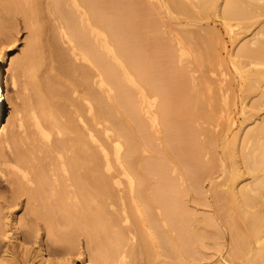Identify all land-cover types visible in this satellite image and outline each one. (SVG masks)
Instances as JSON below:
<instances>
[{"label": "bare ground", "instance_id": "bare-ground-1", "mask_svg": "<svg viewBox=\"0 0 264 264\" xmlns=\"http://www.w3.org/2000/svg\"><path fill=\"white\" fill-rule=\"evenodd\" d=\"M216 1L166 0L180 14L194 13V5L201 11L211 6L217 7V15L225 23L232 18L254 15L252 7L242 3L245 1L222 0L217 4ZM130 3L134 5L130 7ZM146 6L140 0H0V14L4 13L5 19L19 12L33 19L34 34L26 57L36 65L39 59L37 49L43 44L49 64L48 74L38 85L40 91L37 89L38 100L32 107L33 114L27 115L35 133L49 143L44 151L45 154L49 153V163L48 160L45 162L34 158V153H25L29 149L23 153L18 150L19 154L12 158L17 181L15 193L25 194L31 213L38 219L42 217L47 223L45 238L37 226L16 227L23 254L28 256L36 248L40 264H77V257L83 254L72 239L77 233L86 237L90 258L100 257L106 264H127L126 258L129 256L133 258V264H139L142 260L150 263L161 250L164 254L170 253L168 247L171 244L181 247L188 228H195L193 218L182 217L180 191L173 188L172 176H169L166 167L133 156L138 144L131 136V129L121 123L118 110L112 106V99L122 101L123 104H120L137 121L138 128L144 129L143 115H140L136 105L137 92H134L136 81L143 79L150 92L170 91L189 103L184 102L178 107H171V103L165 101L160 104L158 116L165 122L172 120L177 127L187 126L189 118L195 119L202 122L203 127L196 132L199 130L205 136L208 126L214 121L217 101L213 102L215 97L212 94L216 92L212 93L211 84L207 85L208 99L205 100L202 82L186 71L191 65H187L186 70L185 65L179 70L171 67L169 60H175L174 57L166 56L160 50L164 38H139L138 27L141 25L137 18ZM120 8L125 9L123 15L118 13ZM0 28L5 29V25L1 23ZM188 33L192 35V32ZM195 33L198 34V31ZM259 34L264 35V30H259L252 37L253 46L240 48V55L251 57L252 62H248V65H257L258 61L264 63L261 61L264 60V37H258ZM202 35L195 36L197 47L194 46L199 50L201 63L210 61L217 50L213 44H209L211 41L208 42V37L206 39ZM187 36L190 38L189 34ZM131 37L136 42L130 43ZM139 45L145 47L146 54H138ZM150 53L155 56L149 57ZM120 55L125 59V63L121 64L123 68L117 63ZM0 57L1 120L7 100L6 84L1 76V62L6 58L2 48ZM150 67L159 72H149ZM127 72H130L129 79ZM14 77L12 82L15 84ZM161 78L165 79L162 88L157 84ZM104 86L108 88L105 90L106 98L102 95ZM254 105L264 106V91L262 98ZM172 111L176 113L174 118H170ZM181 114L183 116L180 117ZM102 119L111 120L112 130L118 141L122 140L124 144L123 154L110 150L113 144L106 136L103 137ZM227 121L228 125L232 122L230 118ZM196 132L190 131L192 138L187 145L178 132L182 141L175 148L186 164L199 168L201 173L202 158L210 152L211 141L207 143L204 138L196 140ZM10 135L8 130L2 131L1 148L16 142L10 139ZM37 140L39 143L40 140ZM243 144L245 149H242L241 158L247 172L253 173V181L239 188L220 190L217 196L231 230L233 259L245 257L248 264H264V219L261 218L264 210L258 205L264 199V123L260 130L247 131L242 139ZM198 174L195 172L193 175ZM153 210H156V218ZM61 222L73 223L72 235L61 234L56 226ZM164 226H170L175 232L173 239L168 236V229ZM9 236L7 234L0 240V264L13 262ZM52 241L57 243V248L51 245Z\"/></svg>", "mask_w": 264, "mask_h": 264}, {"label": "rangeland", "instance_id": "rangeland-1", "mask_svg": "<svg viewBox=\"0 0 264 264\" xmlns=\"http://www.w3.org/2000/svg\"><path fill=\"white\" fill-rule=\"evenodd\" d=\"M113 1L121 2L124 0ZM140 1L147 6L145 11H142L137 18L138 24L141 25L138 27L139 38L145 39L147 37L151 40L152 38L160 40L164 38V44L160 50L166 56L174 57L173 59L175 60H169L171 67L179 70L186 66V70L188 68L187 65H191L186 71L202 82L204 88L203 98L205 100L208 99L207 85L210 83L212 93H217H215L217 97L212 94L215 97L213 102L217 101V105L214 121L208 126L207 134L202 136L199 130L196 132L197 129L203 128L200 121L189 118L187 126L176 127L177 124L172 120L165 122L161 116L159 118V110L157 109L164 101L171 103V107H178L179 104H184V102L186 104L189 103L184 99H180V95L170 91L167 92L164 89L163 91L167 93L157 92L156 90L155 92H150L146 89L143 79L136 81V90L134 88V92H137L135 94L137 95L136 99H138L136 101L138 111L140 115H143H141L142 121L144 120L143 122L146 123H144V129L140 130L138 128L137 121L128 114L127 108L121 105L123 104L122 101L119 102V99L118 101L112 99V106H115V109L118 110V119L131 129V136L138 144L133 156L141 157L152 164H160L166 167L169 176H172L173 188H179L178 190L180 191L182 217L193 218V225L196 228L195 231L193 230L195 228L191 226V228H188L189 232L185 235V242L181 247H174L172 244L168 245V252L170 253L167 254L165 252L164 254L163 250H161L163 254H161L162 252L159 253V256L154 261L149 263V261L142 260L139 264H248L245 257L233 259L231 255L233 248L231 230L222 214L221 201L218 199L217 193L230 187L239 188L253 181V173H248L249 171L241 158V152L245 149L244 144L242 145V139L247 131L260 130L264 123V106L258 107L254 105L262 98V92L264 91V63L258 61L257 65L253 63L248 65V62H252L251 57H244L239 54V51L244 46H253L252 37L259 30H264V0H240L245 1L246 3H242L252 7L251 10L253 9L252 11L255 12H253L254 15L250 14L252 15V17L249 16L250 18H232L230 22L226 21V23L217 15V7L211 6L208 10L201 11L194 5L192 6L193 8L191 7L194 13L192 11L187 14H180L172 9L166 0ZM217 2L221 3L222 0H217L216 4ZM133 5V3H130V7ZM256 9L260 10V13ZM119 10V15H123L125 9L120 8ZM1 14L0 24H4L5 29L0 28V30H3L0 31V48L6 53L5 60L1 62V76L6 84L7 100L0 120V137L2 131L6 129L9 135L11 134L10 139L16 140L15 143L18 145L12 140V146L0 147L3 149L0 150V240L10 234L8 240L12 242L11 246L14 255L12 264H40L36 256L38 253L36 248H33L28 256L23 254L16 227L17 225L19 227L37 226L41 235L45 238L47 223L42 217L38 219L31 213L25 194L15 193L14 188L17 181L13 172L15 167L12 160L15 154H19V151L23 153L25 149H29L25 153H34V158L37 159L38 157V160L42 159L45 162L48 160L49 163L47 156L49 153L45 154L44 152L49 143L35 133L34 126L31 125L30 120L27 118V115L33 114L32 107L36 104L38 90L40 91L38 85L48 74L49 64L46 56V47L43 44L37 49L39 59L36 65L31 63L26 57V51L34 34L33 19H30L22 12L15 14L8 20L5 19L4 13ZM189 14L191 16H188ZM195 14L196 16L194 17ZM186 31L192 32V35L190 36V33ZM197 31L198 34L195 33ZM184 33L189 34L192 39L187 35L183 36ZM181 34L183 37H181ZM199 34H203L202 36L205 38L208 37V42L209 40L212 42H209V44H213L217 49L215 56L211 58L212 61L211 59L210 61H203V63L200 61L199 50L195 48L197 47L195 36ZM185 36V39L189 42L185 41ZM258 37H264V35L259 34ZM133 42H136V40L131 37L130 43ZM191 42H195V44L192 43L193 45H190ZM141 45L143 46V44ZM142 46L139 49V55L147 53L145 47ZM117 52L119 51L117 50ZM154 56L155 54H149V57ZM119 57L120 61L117 63L120 64V68H123L121 64L125 63V59L121 55ZM261 61L264 62V60ZM150 70L154 74L159 72L153 67L152 69L151 67L149 68V72ZM168 70L171 71L170 69ZM172 72L174 71L172 70ZM13 76H15V84L12 82ZM127 78H130V72H127ZM164 83V78L157 80L160 88H162ZM103 88L102 95L107 97V91L105 90L108 88L105 86ZM138 93L141 96L140 98ZM175 115V111H172L170 118H174ZM228 118L232 121L230 125H228ZM170 122L173 123L171 124ZM101 127L105 131L103 137L105 138L106 136V139H109L110 143L113 144L110 147V150L113 151L112 153L116 150L118 153L123 154L125 152L124 144L122 140H120L121 143L118 141L115 132L112 130L111 120L102 119ZM174 127L176 128L175 130ZM190 131L196 132V140L204 138L207 143L211 141V153L204 151V153H207L202 158L204 163L201 173L199 168L186 164L184 158L177 154L178 150L175 148L182 140L186 145L190 142L192 138ZM178 132L182 140L179 139ZM31 138H34V140L32 141ZM37 139L40 140L39 143ZM34 144L36 145L34 146ZM46 152H48V149ZM212 156L213 160L211 161ZM195 172L199 174L194 177L193 174ZM258 205L264 210V199ZM154 211L156 210L152 211L156 218L157 214ZM261 215L263 216L261 218L264 219V213H261ZM56 226L63 235L73 233V223L61 222L56 223ZM164 227L167 228L166 226ZM167 229L168 236L173 239L175 232L170 226ZM192 230L193 232H191ZM152 236L155 237V235ZM72 239L77 242L79 249L83 251V254L77 257V264H106L100 257L98 259L89 257L90 251L87 249V239L84 235L77 233ZM56 244L55 241L51 243L53 247L57 246ZM126 259L127 264H133L132 257L129 258L127 256Z\"/></svg>", "mask_w": 264, "mask_h": 264}]
</instances>
